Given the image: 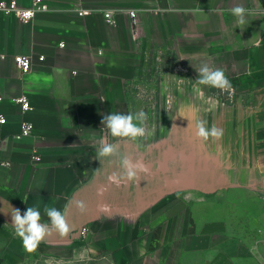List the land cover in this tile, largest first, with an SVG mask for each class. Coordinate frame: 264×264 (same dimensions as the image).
<instances>
[{
  "label": "crops",
  "instance_id": "1",
  "mask_svg": "<svg viewBox=\"0 0 264 264\" xmlns=\"http://www.w3.org/2000/svg\"><path fill=\"white\" fill-rule=\"evenodd\" d=\"M43 2L48 10L30 23L0 15V264H264V15L240 25L229 12L241 5L264 13V0ZM148 46L175 55L188 76L161 83L141 148L109 138L118 155L140 157L150 169L137 184L116 187L107 182L116 158L95 155L101 120L131 112L127 86ZM16 55L33 56L29 72L16 67ZM202 63L225 72L230 98L196 86ZM22 95L27 112L16 101ZM198 120L223 137L197 139ZM24 122L33 125L27 137ZM4 200L22 215L38 208L44 222L45 207L64 211L70 232L29 253ZM75 200L85 202L84 214Z\"/></svg>",
  "mask_w": 264,
  "mask_h": 264
},
{
  "label": "clouds",
  "instance_id": "2",
  "mask_svg": "<svg viewBox=\"0 0 264 264\" xmlns=\"http://www.w3.org/2000/svg\"><path fill=\"white\" fill-rule=\"evenodd\" d=\"M229 12L240 25L247 23L246 18L248 16L264 15L262 12L248 9L241 5L230 8ZM254 43L256 47H259L261 40L257 39ZM196 71L198 73V77L195 80L196 86L203 85L220 89L221 91L232 88L231 81L222 69L212 68L207 63H202ZM146 119V114L142 109L126 114L117 112L103 115L101 124L105 132L95 155L96 159L100 162L105 160L110 161L113 157L116 158L115 164L118 171H113L107 176L109 184L116 187L137 184L141 178V174L146 176L150 173V169L142 158L136 157L134 159L131 155H118L117 145L109 140V138L127 140L135 143L138 148H141V141L147 135L144 126ZM194 130L196 138L203 142H208L210 139L219 140L224 135L223 129L218 128L215 124L209 128L206 120L196 121ZM103 192L104 189L100 188L97 190V195L102 196ZM3 203L5 205L3 211L6 214L10 212L14 235L22 241L25 251L29 253L36 251L41 242L47 237L54 234L64 237L70 232V225L67 222L65 212L55 207L44 208V213L47 216V222H44L40 210L36 207H27L22 215L21 211L12 207L8 201L4 200ZM73 205L80 214H84L87 211V206L82 200L73 201ZM5 208H7V211H5ZM101 210L108 211L109 209L107 205H102Z\"/></svg>",
  "mask_w": 264,
  "mask_h": 264
},
{
  "label": "built area",
  "instance_id": "3",
  "mask_svg": "<svg viewBox=\"0 0 264 264\" xmlns=\"http://www.w3.org/2000/svg\"><path fill=\"white\" fill-rule=\"evenodd\" d=\"M48 10V6L43 0H32L29 8L19 7L17 1H1L0 2V15H13L22 23H30L40 11ZM87 10H78V14L83 16L87 14ZM128 15L136 25L137 12L131 10ZM104 20L108 25H115L116 20L111 12L103 14ZM134 36L139 40V33L133 31ZM140 41V40H139ZM141 45V41L139 42ZM3 56L0 55V59ZM39 61H43L44 57H38ZM32 55H16L14 62L16 67L21 73H27L31 70L33 65ZM141 65L136 70L134 79L128 84L127 92L130 99H137L142 103V110L145 114L151 115L156 112L160 103V85L168 76H176L178 78L186 79L188 70L185 65L175 55L167 53L160 47L148 46L145 47L141 57ZM227 92L229 98L233 95V89L222 91ZM16 101L22 105L23 112L31 110V104L26 96L16 98ZM0 123H5V118L0 115ZM33 125L29 122H24L22 125V137H27L31 134ZM33 160L38 161L39 157H33ZM10 167L11 163H2Z\"/></svg>",
  "mask_w": 264,
  "mask_h": 264
},
{
  "label": "rangeland",
  "instance_id": "4",
  "mask_svg": "<svg viewBox=\"0 0 264 264\" xmlns=\"http://www.w3.org/2000/svg\"><path fill=\"white\" fill-rule=\"evenodd\" d=\"M218 95H220V96H222L223 98L225 97V96H227V92H225V93H223L220 89H218L217 91H215ZM129 98H131V97H129ZM225 98H227V97H225ZM131 100V102H132V104H131V112H136V111H139V110H141L142 109V103L139 101V100H137V99H134V100H132V99H130ZM159 108V107H158ZM157 108V110H159ZM151 117H152V119H151V122L153 121V122H155V117H153L152 116V113H151Z\"/></svg>",
  "mask_w": 264,
  "mask_h": 264
}]
</instances>
